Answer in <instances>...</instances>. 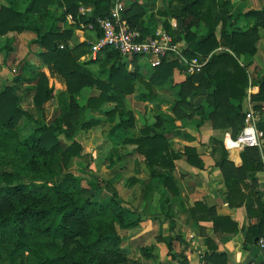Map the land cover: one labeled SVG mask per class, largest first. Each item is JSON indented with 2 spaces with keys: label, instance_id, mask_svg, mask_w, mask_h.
Returning a JSON list of instances; mask_svg holds the SVG:
<instances>
[{
  "label": "trees",
  "instance_id": "16d2710c",
  "mask_svg": "<svg viewBox=\"0 0 264 264\" xmlns=\"http://www.w3.org/2000/svg\"><path fill=\"white\" fill-rule=\"evenodd\" d=\"M115 1L5 0L6 4L0 5V37L30 32L35 38L28 42V47L36 45L42 49L34 53L42 67H35L23 59L12 79L0 90V264H126L128 261L123 247L126 238L118 229L137 226L141 219L143 221L141 214L123 203L108 182L92 183L90 187L95 193L87 196V189L79 186L80 179L70 172L74 160L83 156L76 136L103 123L87 119L86 112L102 113L108 120L114 118L107 138L134 146L130 154L141 156L148 176L141 188L143 203L154 181L159 180L172 202L179 201L177 182L172 174L179 155L171 149V139L180 129L175 124L176 119L196 122V128L210 120L214 130L228 131L233 138L243 127L244 101L250 83L245 63L257 53L258 29H264V9L232 15L231 0H172L158 14L176 20L177 26L172 29L166 19L161 29L173 43H183L182 54L186 59L207 60L199 73L186 75L183 82L174 83V72H184L185 65L172 56L163 59L155 68L147 64V76L141 74L136 63L141 57L128 60L109 48L95 61H79L89 53L90 44L75 42L74 30L80 24L94 25L97 19L107 17ZM81 8H91V11L82 13ZM68 16L73 27L63 26ZM154 16L147 14L137 0H127L121 13L129 28L139 32L142 39L154 35L155 31L150 33ZM239 16L254 18L256 23L252 28L240 27ZM218 27L219 38L216 37ZM94 33L96 38L101 36L97 28ZM13 44L14 37H10L0 45L2 64L7 69ZM91 64L96 65V73L89 68ZM129 64L133 65L132 72L127 70ZM43 68L65 86V91L57 97L59 113L48 123L37 121L34 114L22 106L30 97L33 108L43 115L45 104L53 100L54 89ZM255 83L259 91L250 100L255 104L253 110L260 112L264 110V75ZM138 84L145 89L137 93L138 100L156 109L150 111L152 123L146 122L137 136H128L135 128V119L127 108L126 99ZM164 86H168L172 95L171 103L158 95ZM85 90H90V94L84 104H79L77 98ZM203 90L207 92L205 103L195 107L189 97ZM104 104L115 106L105 110L101 108ZM163 104L168 105L172 115L160 111ZM22 119L32 124L24 138L17 131ZM256 126L264 139V119ZM210 141L214 145L212 155L218 154L215 163L223 173L226 201L233 205L236 194L241 201L248 199L239 192L250 172L264 171L258 149H243L242 165L235 168L226 161L222 140L213 137ZM182 155L189 166L203 168L195 148L183 147ZM137 182L133 178V183ZM249 187L260 209L259 222L249 232V240H257L264 235V203L257 187ZM100 191H104L107 198L95 200V194ZM187 210L194 221L212 219L214 225L225 223L231 232L237 230V224L228 217L211 218L214 211L203 202L194 203ZM248 213L251 214L249 207ZM161 214L163 220L169 221V233H173L172 214L168 211ZM153 219L160 220V217ZM177 239L169 235L162 242L173 260L188 264L184 254L172 252V241ZM142 255L151 257L147 249ZM227 261L225 254L209 246L202 264H227Z\"/></svg>",
  "mask_w": 264,
  "mask_h": 264
},
{
  "label": "crops",
  "instance_id": "0c3cea01",
  "mask_svg": "<svg viewBox=\"0 0 264 264\" xmlns=\"http://www.w3.org/2000/svg\"><path fill=\"white\" fill-rule=\"evenodd\" d=\"M21 1V0H19ZM127 0H122L123 5L125 7V3ZM172 0H137V3L146 9L147 14L153 13L154 21L152 22L153 27L151 29V34L158 29H161L162 23L164 20H168L172 29H175L177 26L176 20L172 18H165L160 16L158 13L162 12L166 9L167 6L170 5ZM246 2L249 3L250 10L253 8L251 1L247 0H231V14L239 15L246 13H240V9H244L246 6ZM5 0H0V5H5ZM256 10V9H253ZM80 11L89 12L91 8H81ZM71 21L70 16L67 17L66 21ZM146 20V19H145ZM125 21V20H124ZM251 21V23H250ZM128 25L127 21H125ZM147 22V21H146ZM145 22V23H146ZM72 23V21H71ZM256 23L254 18H244L239 16V25L243 28H248L246 25L253 26ZM63 26L65 27L64 23ZM70 26V25H67ZM129 26V25H128ZM262 28L258 29L259 37L262 36L261 31ZM162 30V29H161ZM219 30L220 27L216 30V37L219 38ZM135 31V30H134ZM137 32V31H136ZM139 33V32H138ZM150 34V35H151ZM7 37H14L13 44V53H11L9 58V68H5L2 64V56L0 55V90L3 87V84L6 81L12 79L11 72H15V69L20 61L26 59L31 65L35 67H42L41 62L36 58L34 53H38L42 51L36 45L28 47V42L35 38L34 34L30 32H23L20 34L10 33ZM262 38V37H261ZM264 38V37H263ZM260 40L259 44H257V53L255 56L247 61L250 63L248 71L254 78V81L250 80L249 87L246 89V97L244 101V106H251L253 110V106L255 105L251 102V98L258 94L259 85L255 82L258 81L262 75H264V39ZM73 39L75 42H86L91 43L96 40V34L91 31L79 30L78 28L74 30ZM6 40L5 37H0V43H3ZM71 44V43H70ZM181 48H184L183 43L177 42ZM222 49H217V51H221ZM132 58H128L130 60ZM263 59V63H262ZM90 61L88 56H82L80 58V62ZM144 60V59H143ZM145 61V60H144ZM146 65V61L144 62ZM94 68L96 65L91 64L89 68ZM130 65H127V69ZM261 67V68H260ZM131 68V67H130ZM258 68H260L258 70ZM92 70V69H91ZM129 70V69H128ZM42 71L48 76L49 84L53 86L54 96L58 100V95L65 91V86L63 82L49 74V70L47 68H43ZM186 74L185 72L175 71L174 72V83H181L185 80ZM193 75V74H192ZM207 92L203 90L199 94L195 96L189 97V102L195 107L202 105L205 103ZM158 95H160V91H158ZM164 98V97H162ZM169 102V101H168ZM49 103V102H48ZM142 105H147V102H141ZM47 104V103H46ZM45 104V106H46ZM114 105V104H108ZM261 106V104H258ZM166 107V106H165ZM256 123L264 119V110L262 111H254ZM88 112H86L87 118ZM168 115H172L170 112H167ZM88 119V118H87ZM93 119V118H92ZM176 126L180 127L179 130L173 135L171 139V149L175 151L179 155V159L175 161V167L172 172L174 178L177 182V187L179 191V201L172 202L170 200L172 211H173V220L175 223L173 233H169L168 225L169 221L163 220L160 217V220L153 221H145L141 225L142 226H152V235L167 237L169 235L176 236L178 239L172 241V250L175 254H184V256L188 260V264H202L203 263V255L208 250V247H212L217 253H223L227 257V264H263V255L257 247L256 238H251L249 240V232L253 230V228L259 222L260 209L257 207L256 203H254V198L251 196L250 187L254 185L257 187V190L261 194L262 188H264V171L262 172H250L245 179V186L241 189V194H245L248 199H243L241 201V197L236 194L233 205H229L226 201L227 196V188L225 186L224 177L222 170L219 166H216V161L218 159V154L212 155V148L214 147L211 144V139L213 137L220 138L223 143V147L227 152L226 161L231 163L233 167L239 168L242 165V161L240 158V154L243 150L230 149L228 150L225 147L226 138L232 139L233 137L230 135L228 131L222 130H214L212 126V122L207 120L203 122L198 128H196V122H187L182 120H175ZM257 127V126H256ZM140 129V128H139ZM138 129V130H139ZM138 130H134L133 132L138 135ZM136 135V136H137ZM193 147L196 149L202 163L203 168L198 169L195 167L189 166L185 162V157L182 155L183 147ZM259 151V159L264 165V139H261V146L257 148ZM135 162L137 159L134 158L132 161V170H134ZM137 170H135L136 172ZM134 173V172H133ZM136 176V175H135ZM233 177V175H232ZM139 178V177H138ZM249 184V186L247 185ZM167 194V193H166ZM168 196V194H167ZM203 202L208 209H212L214 213L213 216H217L219 218L228 217L231 221L237 224V230L235 232H231L225 223L214 225L212 219L210 221H194L190 214L188 213V208L193 207L194 203ZM242 202V204H239ZM248 207L251 214L248 213ZM161 227H157V226ZM150 233L148 231H143L141 234H134L133 236H128V239L123 243V247L127 248L129 245L128 242L134 243H148L150 239ZM149 244V243H148ZM155 247L158 249L159 256H156L155 253L152 254L150 258H141V263L143 264H178L179 260H173L168 255V250L165 244L160 240L159 242L155 241ZM153 258V259H152ZM151 260V261H150Z\"/></svg>",
  "mask_w": 264,
  "mask_h": 264
},
{
  "label": "rangeland",
  "instance_id": "374dc122",
  "mask_svg": "<svg viewBox=\"0 0 264 264\" xmlns=\"http://www.w3.org/2000/svg\"><path fill=\"white\" fill-rule=\"evenodd\" d=\"M249 2V0H247ZM252 3V8L256 9L253 11H258L261 9H264V0H250ZM249 3L246 2V6L244 9H240V13H243L242 11H252L250 10ZM251 23V21H250ZM252 24V23H251ZM64 25H70L73 27L71 21H66ZM252 28L253 26H250L249 24L246 25V27ZM262 33V38L264 37V29H260ZM8 36V35H7ZM6 38H9L7 37ZM260 36V35H259ZM259 37L258 44L262 38ZM264 39V38H263ZM3 43H0V45H3ZM88 56V54H87ZM10 58V57H9ZM252 59V58H251ZM11 60V58H10ZM87 62V60H85ZM143 59H138L136 61L137 66L140 67V72L142 75L147 76V64H144ZM263 63V59H262ZM130 67L127 69L129 72H132L134 70L133 65L129 64ZM247 68V73L249 75V82L254 81V78L249 73L248 68L250 63H245ZM89 66V65H88ZM261 68V67H260ZM258 68V70L260 69ZM16 70V68H14ZM92 71L95 73L97 72L96 67L91 68ZM177 71V70H176ZM179 71V70H178ZM10 74L13 77L14 73L12 70H10ZM185 72V71H184ZM200 72V71H199ZM197 72V73H199ZM196 74V73H195ZM138 92H145V89L142 85L138 84L135 87V92L128 96L126 99V105L128 110L132 111L134 119H135V128L131 130V134L129 133L128 136H136L133 131L139 128L141 129L146 122L152 123L153 121V114L150 112L151 110L155 112V107H153L152 104L147 103V105L143 106L137 97ZM90 90H85L78 98L77 101L79 104H84L86 98L89 96ZM54 95V94H53ZM160 95L164 97L165 101L167 103H171L173 98L172 95L168 92V86H164L160 88ZM169 101V102H168ZM22 106L24 109H26L29 113L34 114L37 121H45L49 122L53 119L54 115L59 113V102L54 96L53 100L46 104L44 107L43 115L40 114L36 109L33 108L31 104V98L27 97ZM115 105H108L104 104L101 108L105 110L112 109ZM166 106V107H165ZM160 111L167 114L169 112L168 105L163 104L159 107ZM88 119H98L102 121L103 123L95 128H92L87 131H81L76 136L77 143L82 148V158L75 159L71 168L70 172H72L76 177L80 179L79 186L84 187L87 189V196H93L95 193L90 185L92 183L95 184H102L105 182H108L110 185L113 186V188L116 190L117 195L123 203L126 205H129V207L135 208L139 211L141 214V218H143V221L141 219V222L130 229H118V232L121 236H124L127 240L128 236H133L134 234H141L143 231H148L151 236L148 240V243L142 244V243H132L128 242L129 245L127 246L125 252L126 256L128 257V261L126 264H143L141 263V258H144L142 255V251L144 249H147L152 257V254L155 253L156 256H159L158 249L155 247V241L159 242L160 240H163L165 237L157 236L159 232H156V235H152V226H142L141 224L145 221H150L153 223V221L156 218V216L162 217L161 212L168 211L173 215L172 207L170 203V197L167 192H165L164 188L162 187L161 180L154 181L152 188L150 190V193L148 194L147 201L143 203L141 200V188L142 183L146 180H148V176L146 171L142 167L141 163V156L139 155H131V151H133L134 146H127L122 145V141H116V140H109L107 138L109 127L112 123L115 122L114 118L108 120L102 113L99 112H92L88 111L87 114ZM32 124L27 123L25 119H22L17 127V131L19 132V136L21 138L26 137L31 129ZM138 130V132L140 131ZM129 154V155H128ZM136 158L137 162L134 164V170H132V161ZM115 163V164H114ZM114 164V165H112ZM135 170H137L135 172ZM134 172V173H133ZM136 175V176H135ZM139 177V178H138ZM133 178H135L138 182L133 183ZM168 196H167V194ZM107 195L104 191H100L98 194H95V200L100 199H106ZM167 198V199H166ZM161 227V226H157ZM168 237V236H167ZM166 237V238H167ZM173 252V250H172ZM169 255V254H168ZM153 259V258H152ZM151 261V260H150Z\"/></svg>",
  "mask_w": 264,
  "mask_h": 264
},
{
  "label": "built area",
  "instance_id": "2783aa9c",
  "mask_svg": "<svg viewBox=\"0 0 264 264\" xmlns=\"http://www.w3.org/2000/svg\"><path fill=\"white\" fill-rule=\"evenodd\" d=\"M124 10L122 0H116L109 15L97 19L95 24H80L79 30L94 32L97 28L101 36L90 43L88 59L95 61L98 55L105 49L116 50L123 58L141 57L151 67L161 65L163 59L172 56L185 65L186 74H195L201 71L207 60L200 62L197 58L186 59L183 48L173 43L171 37L163 30L158 29L153 36L141 38V35L129 28L121 13ZM62 49L63 47L60 46ZM263 133L256 127V119L250 105L246 107L243 127L235 138H226L225 147L236 150L245 148H259ZM261 201L264 203V188L261 191ZM257 247L263 255L264 264V235L257 239Z\"/></svg>",
  "mask_w": 264,
  "mask_h": 264
}]
</instances>
